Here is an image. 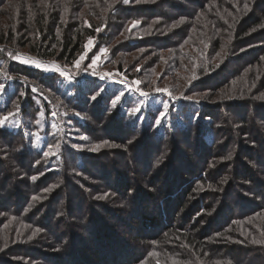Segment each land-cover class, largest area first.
<instances>
[{
  "label": "trees",
  "instance_id": "obj_1",
  "mask_svg": "<svg viewBox=\"0 0 264 264\" xmlns=\"http://www.w3.org/2000/svg\"><path fill=\"white\" fill-rule=\"evenodd\" d=\"M134 22H137L135 27ZM121 34L127 36L122 44L126 51L144 50L140 56L145 57L147 50L180 56L184 49L197 48L205 40L213 42L215 52L233 47L229 61L232 67L223 69L216 78L208 79V83L200 87L217 94L226 81L238 79L247 69L258 64L264 67V0H128L127 3L124 0H0V58L5 61L10 59V55H27L43 63L55 61L73 65L84 52L89 39L111 41ZM228 40H232L231 44ZM8 70L11 75L38 83V74L29 68L11 65ZM255 71L253 81L248 80L247 88L236 92V99L230 100L226 90L220 93L225 94L221 99L213 100V95H207L202 112L209 128L206 135H201L199 124L192 130H178L176 137L167 132H153L149 125L128 128L124 126L126 118L120 119L122 132L116 140L107 139L110 147L102 151L104 157L116 151L119 157L113 162L114 166L126 160L128 154L131 155L124 170L129 184L124 187L117 180L115 195L122 191L125 192L124 198L129 197L128 201L134 199L129 202L135 213L133 223L127 224V231L118 233L107 223V218L100 219L91 208V222L94 223L90 228V238L77 234L75 238L73 234L69 238L67 233V243L56 246L63 253L73 254L68 257L70 263L264 264V164H261L264 162L261 159L264 134L261 135L258 129L264 126V98H260L264 94V72L258 79L256 75L260 70L255 68ZM226 72H229L228 75ZM246 76L249 78L248 73ZM215 80L218 82L215 83ZM92 84L91 90L96 91V82ZM16 92L15 98L20 100L22 91L20 94ZM29 92L27 90V96L32 95ZM245 93L247 98L260 99H251L248 103L241 97ZM96 108L95 115L101 107ZM240 109L244 111L238 113ZM106 111L104 117L111 121L112 117ZM228 112L234 115L235 121L230 120ZM81 113L88 122V115ZM250 113L253 118L262 121L260 126L252 127ZM3 114L0 110V116ZM225 117L234 128L228 134L241 133V140L236 144L240 153L239 157L238 154L228 153V159L232 156L234 159L220 165L219 161L225 158L227 151L222 145L225 143V131L220 137L217 126L223 128L224 124L227 127ZM87 124L79 128L85 129ZM25 127L32 131L26 121L18 130L0 128L1 159L6 161L7 158L14 164L13 169L11 165L8 170L0 169V214L23 222L30 216V226L36 225L44 231L57 230L58 238L62 240L65 233L59 232V227L50 216H58L63 211L53 208V203L50 207L47 202L60 198L65 190L66 207H70L75 197L69 195L71 193L66 184L69 182L72 188L75 184L69 174L76 171L86 176L84 171L90 164L86 154L90 151L81 150L83 152L80 151L76 164L74 158L70 160L67 152H63L62 172L50 173L46 168V149L41 152L35 149L33 139L24 133L27 132ZM179 133L189 134L185 135L188 143ZM141 141L144 148L149 147L145 153H142L143 148L135 151V144ZM241 141H245L244 145ZM231 146L230 142L229 152ZM184 148L186 158L178 155L182 154L179 149ZM193 157L201 164H197ZM231 161L234 167L226 166ZM139 166L145 170L141 171ZM106 172V176L101 178L103 187L100 189L103 190L95 195L104 212H108L109 208L103 202L108 201L114 192L110 190L111 193H106L108 188L105 183L113 181L108 176L110 168ZM83 184L77 192L79 200L93 205L92 197H86L84 192V186L88 185ZM122 209L117 210L120 213ZM108 213L112 215V212ZM37 214L43 215L38 223L33 219ZM134 229L137 232L135 242L130 237ZM17 231L18 226L10 236L5 235L9 236L6 238L9 241L16 238L17 241L22 240L20 244L14 242L8 252H17L20 259L30 260L33 256L29 255L27 247L31 244L26 238L36 235L31 229L26 234ZM64 257L52 262L65 264ZM47 258L46 255L44 259ZM38 262L42 264L43 260Z\"/></svg>",
  "mask_w": 264,
  "mask_h": 264
},
{
  "label": "rangeland",
  "instance_id": "obj_2",
  "mask_svg": "<svg viewBox=\"0 0 264 264\" xmlns=\"http://www.w3.org/2000/svg\"><path fill=\"white\" fill-rule=\"evenodd\" d=\"M125 40H127V36L123 34L114 37L111 41L89 39L84 52L73 65H63L55 61L43 63L27 55H10L8 61L0 58V85L4 86L3 89L0 90V110L4 114L0 117L2 118L10 113H14V115L11 116L3 126H0V128L2 127L7 131L14 130L13 128L18 130L20 126L22 127L23 121H26V124L32 128V131L29 132L25 127L24 129L27 132L24 133L28 138L33 139V146L35 149L40 152L46 149V152L55 153L54 155L46 156L48 158L46 168L50 173L52 171L62 172L61 167L65 160L62 154L63 152H67V156L70 160L74 158L76 164L77 158H79L81 152L84 151L87 153L90 151V154H86L90 162V164L87 165V171H84L86 176L81 173L77 174L76 171L69 174L71 176L70 179L72 178V182L75 184L74 188L69 186V182H67L68 185L66 184L67 190L71 193L69 195L75 197V200L69 204L70 207H66L65 190L62 192L60 198H54V202H47V205L50 204V207L53 203V208L63 211V213L58 216H50V219L51 221H55V224L59 227V232L65 233L64 238L62 240L58 238L57 230H55V232L52 230L44 231L39 230L36 225L30 226L28 223L31 218L30 216L27 218V221L25 219L23 222L20 219H15L14 217L10 218L2 213L3 215L0 214V264H28L27 261H30L29 264H37L36 262L39 260L40 262L43 260L42 264H54L52 260L56 258V260H59L62 256H65L63 258L65 264H72L68 257L73 254H71V252L63 253L57 249L56 246H62L68 241L67 233L70 234L69 238H71L72 234L74 238L76 234L80 235L82 238H90V231H92L90 228L94 223L91 222V208L100 219L105 220V218H107V223L118 233H121L122 230L127 231V224L133 223L132 217L135 215L132 205H129V202L134 201V199L128 201L127 198L129 197L124 198L125 192L123 193L122 191L118 194L116 192L115 195V191L117 190L115 185L117 184V180L121 181L124 187L129 184L127 181L128 177L125 175L124 170L128 167L126 161L131 159V155L128 154L126 160L114 166L113 162L115 160L117 161L119 157L115 154L116 151L107 153L105 157L103 156L104 151H102L110 147L107 139L116 140L117 135L122 132L120 129L122 127L120 119H122V117L126 118L124 126L128 128L135 125L142 127L149 125L150 128L153 129V132L158 131L162 134H166L167 132L169 135L175 134L174 136L176 137L178 135L176 134L178 130H187V128L192 130L199 124V127H201L199 130L202 132L201 135H206L205 133L209 131V128L202 117V112L203 103L205 101L207 102V95H213V100L221 99L225 94L222 95L220 93L226 90L228 96L231 98L230 100L236 99V92L245 90L248 80L249 82L253 81V75L256 73V71L253 72L255 68L260 70L256 75L258 79L264 72V67H261L259 64L253 66L247 69V72L242 74L238 79L228 80L225 84L223 83L221 92L214 94L213 92L201 90L200 87L202 84H207L211 78H216L223 69H228V67L231 66L229 61L232 58L231 54L234 51L233 47L231 50L226 51L225 48L219 52H215L216 48L212 44L213 42L211 41V43L205 40V42H201L197 48L190 47L184 49L183 54L181 53L180 56H175L169 52H164L162 54L153 51L149 52L150 50H147L146 53L148 54H146L147 56L145 57L140 56L144 50L132 49L131 51H126L127 48L122 45ZM228 41V44H231L232 40ZM216 53L218 54L216 55ZM11 65H18L22 68L26 67L31 69V71L38 74V83L35 84L33 80L28 78L11 75L8 70ZM232 72H234V70ZM61 73H63V75H61ZM228 73L229 72H226L227 75ZM247 73L249 74V78L246 76ZM221 78L223 79V75ZM259 81H261V79L258 80V82ZM92 82H96V91L91 90L93 86ZM217 82L218 81L215 80V83ZM22 87L24 88L22 89ZM157 89L160 91H157ZM27 90L31 91L29 93H32V95L27 96ZM16 91H18L19 94L20 91H22V94H20L22 98L20 100L15 98ZM142 93L147 94L144 95ZM247 95L248 94L245 93L241 95V97L248 103L251 102V99L259 100L260 98H264V94H261L260 98H247L245 97ZM118 96L120 100L117 101L114 107L113 101L116 100ZM93 97H95V99H93ZM88 103H90V105L85 107ZM165 104L168 105L167 109L164 107ZM93 105L101 107L96 111V115L93 113H95L97 108ZM27 106L29 108L24 112L23 109ZM137 107L140 108L139 113H132V109ZM102 110L105 111L101 114ZM106 110L109 112L108 116H111L113 120L111 119L110 121L108 118L104 117V114L106 115L107 112ZM242 111H244V109L238 110V113ZM81 112L88 115V122ZM251 113L250 122L252 123V127L256 125L260 126L262 121L253 118ZM162 114H164L163 118H161ZM228 114L230 120L232 122L235 121L234 115L230 112H228ZM222 116H224V114H222ZM99 117L101 119L96 121ZM226 122L227 127H224V124H222L223 128L217 126V132L220 137H223L221 133L225 131L226 134L223 132L225 140L230 138V140H224L225 143H222L224 149L227 151L225 158L228 153H233V155L238 154L237 156L239 157L240 152H237L239 146L238 149H236V144H239L238 140H241V133L238 131L233 135L228 134V132H232L234 128L229 124L227 118ZM84 123H88L87 127L85 129H80L79 126H83ZM258 129L261 131V135H263L264 126L258 127ZM123 131L127 133V130L124 129ZM179 135L184 136V141L188 143L189 139L187 140L188 137L185 135L189 136V134L179 133ZM109 136L110 138H108ZM230 142L232 144V149L229 152L228 144H230ZM244 142L245 141H241V144L244 145ZM132 143L135 142L133 141ZM74 145L79 147H74ZM135 145H137L135 151H139L143 148L142 153H145L149 148H144L142 141ZM0 147L2 148L1 145ZM184 147H186L185 144ZM184 150L185 148L179 149L182 154L178 155L182 156V158H186V151ZM111 154L113 155L112 157ZM261 154V159L264 160V150ZM132 156H134V154ZM225 158L223 157L222 160L219 161L220 165L231 158L234 159V156L229 159L228 157L227 159ZM5 159L6 161L1 159L0 154V161L4 163H0V169L2 171L8 170L10 165L13 169L12 165L14 164L10 162L12 160ZM193 160H195L197 164H201V162L199 163L198 159L194 157ZM261 164H264V162L262 161ZM229 165L234 167L232 161L226 166ZM129 167L132 166L129 165ZM139 167L141 171L145 170L143 166ZM46 168L43 167V170L46 171ZM109 168L110 175L108 176H110V179L113 181L109 182V184L105 183L108 188L106 193H109L110 190L114 192H110L111 198L103 203L106 205V208H109L108 212H112V215L108 212H104L105 210L101 208L102 206L100 203L95 200L98 199L95 195L103 190L100 189L103 187L102 175L106 176V171ZM134 169H137L135 165ZM91 174H93V176ZM134 178L136 177L134 176ZM82 183H85L83 185H88L86 187L84 186V188L91 195L86 191L84 192L86 197H92L93 205L89 202L85 203V201L81 202V200H79L80 196L77 192L81 190ZM66 187L64 189H66ZM134 189H136V187ZM8 190L9 189H7V191ZM4 191L3 189V192ZM110 200H113V202L110 203ZM136 203L139 204V202ZM122 207V212L119 213L117 209H121ZM89 215L90 219H88ZM74 216L78 219L74 218ZM115 217L120 218V221ZM42 218V214H37L33 219L38 223L41 222ZM17 226V232L19 234H26V232L31 229L34 232L33 234L36 235L26 238L31 244L27 247L29 255L33 256L30 260H27L28 258L20 259L17 252H13L12 254L8 252L14 242H18L19 244L22 242L21 239L17 241V238L14 241H9V239L6 240V238L10 236L11 231ZM8 234L9 236H5ZM136 236L137 232H135L134 229L130 236L133 238L134 242L136 241ZM46 255L49 259H44Z\"/></svg>",
  "mask_w": 264,
  "mask_h": 264
},
{
  "label": "snow or ice",
  "instance_id": "obj_3",
  "mask_svg": "<svg viewBox=\"0 0 264 264\" xmlns=\"http://www.w3.org/2000/svg\"><path fill=\"white\" fill-rule=\"evenodd\" d=\"M124 2L127 3L128 0H124ZM136 23H137V22H134V23H133V27L136 26ZM90 42H91V41H90ZM37 66L39 67V64H38V63H37ZM61 75H63V73H61ZM3 87H4L3 85H0V90H2ZM34 91H35V89H34ZM157 91H160V90L157 89ZM142 94L146 95L147 93H142ZM93 99H95V97H93ZM119 100H120V97L118 96V97L116 98V100L113 101V106H114V107H115L117 101H119ZM164 107H165V109H167L168 105L165 104ZM139 111H140V108H139V107L132 109V113H134V114H138ZM13 115H14V113H10L9 115H6V116H3L2 118H0V126H3V125L9 120V118H10L11 116H13ZM163 115H164V114H162V117H161V118H163ZM82 138H84V137H82ZM57 147H58V146H57ZM74 147H79V146H75V145H74ZM54 154H55V153L46 152V153H45V156H48V155H54ZM34 199H35V197H34Z\"/></svg>",
  "mask_w": 264,
  "mask_h": 264
}]
</instances>
